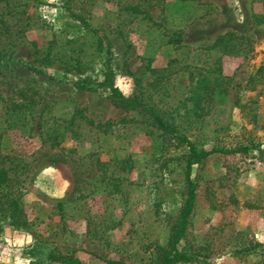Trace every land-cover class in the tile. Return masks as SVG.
I'll list each match as a JSON object with an SVG mask.
<instances>
[{"label": "rangeland", "instance_id": "obj_1", "mask_svg": "<svg viewBox=\"0 0 264 264\" xmlns=\"http://www.w3.org/2000/svg\"><path fill=\"white\" fill-rule=\"evenodd\" d=\"M261 10L258 0H0V32L10 31L0 38V168L10 178L0 183V264H65L52 250L79 264H162L171 251L189 148L117 105L98 86L108 68L199 148L252 147L193 166L196 198L176 246L196 258L175 264H264V251L237 252L264 244ZM228 31L250 36L251 49L208 48ZM219 57L227 91L193 109L189 71L214 73Z\"/></svg>", "mask_w": 264, "mask_h": 264}, {"label": "trees", "instance_id": "obj_2", "mask_svg": "<svg viewBox=\"0 0 264 264\" xmlns=\"http://www.w3.org/2000/svg\"><path fill=\"white\" fill-rule=\"evenodd\" d=\"M258 1L261 3L262 10L260 13H257L255 15V20L262 21L264 20V0ZM76 16L80 21L87 24V21L83 15ZM3 29L4 31L6 30L7 33H4L3 31L0 32V38L2 39L10 35L9 28ZM180 32L181 30H179V32L173 33V36L175 34L180 35ZM179 35L176 39L174 37H172V39L180 40ZM251 42L252 39L248 35L228 31L218 36L215 42L208 48L219 49L220 51H222L223 54H238L241 52L249 51L251 49ZM220 58L221 57L217 59L216 63L218 64V66L215 69L216 72L214 73L207 72L206 70L198 66H195L192 70L189 71V83L186 85L187 90L184 103L191 102L193 105V109L202 108L203 101L208 99L213 93L217 91H227L225 85L229 81H225V77L221 74V64H219ZM161 78L158 75L156 76L153 81V85L155 87L159 86V88H162L164 86L162 81H160ZM250 81L251 83H256L257 79L255 76H251ZM98 86H103L107 88L111 98L117 105H120L125 108L135 109L144 113L150 120H152L153 124L156 125L159 129L163 130L165 134H170L171 139L174 137L179 142L183 143L189 148V160L187 164V181L189 183L188 197L180 213V221L176 229L172 249L168 254L164 255V257L162 258V264H175L176 262L195 259L196 254L188 253L179 249L176 246V244L184 233L185 226L188 222L189 215L194 207V200L196 198L197 184L191 179L193 166L196 163H199L208 155L214 153H248L252 149V147L249 145H238L233 148H199L196 142L190 139L187 134L183 132L180 133L174 121H170L165 118L161 109L157 106L156 103H154L150 99V97L146 94L145 91L136 89L132 92V94L125 95L121 91V89L116 86L113 79V71L110 68L107 69L104 80L100 82ZM21 107L22 106L19 103H14L9 107L8 113H14L15 111H19ZM3 130L0 131V136L4 135ZM261 153L264 154V150H262ZM9 179L10 178L8 176V170L5 168H0V183L7 184L9 182ZM6 204H15V209L12 210L13 213L19 208L15 199H10V193L7 194ZM259 251H264V244L259 241L251 240L248 245L239 249L237 252L239 254H249ZM49 257L53 260L65 262V264H79V260L73 255H62L60 252L54 250L50 252Z\"/></svg>", "mask_w": 264, "mask_h": 264}]
</instances>
